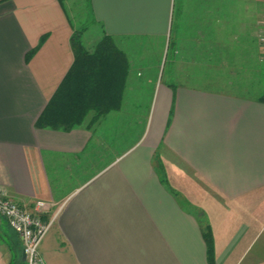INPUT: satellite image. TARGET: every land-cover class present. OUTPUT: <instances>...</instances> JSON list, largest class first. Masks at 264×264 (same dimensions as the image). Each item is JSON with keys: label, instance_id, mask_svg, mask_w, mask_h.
Masks as SVG:
<instances>
[{"label": "crops", "instance_id": "obj_1", "mask_svg": "<svg viewBox=\"0 0 264 264\" xmlns=\"http://www.w3.org/2000/svg\"><path fill=\"white\" fill-rule=\"evenodd\" d=\"M85 3L87 43L130 59L123 102L40 129ZM263 20L264 0H0V192L51 205L47 264H210L207 226L214 264H264ZM23 256L0 217V264Z\"/></svg>", "mask_w": 264, "mask_h": 264}, {"label": "trees", "instance_id": "obj_2", "mask_svg": "<svg viewBox=\"0 0 264 264\" xmlns=\"http://www.w3.org/2000/svg\"><path fill=\"white\" fill-rule=\"evenodd\" d=\"M71 44L75 56L73 66L37 121L40 129L71 131L81 126L90 113H94L97 120L120 109L123 102L131 62L115 39L105 36L88 50L82 33L78 32ZM203 236L208 261L214 264V238L210 227L204 228Z\"/></svg>", "mask_w": 264, "mask_h": 264}, {"label": "built area", "instance_id": "obj_3", "mask_svg": "<svg viewBox=\"0 0 264 264\" xmlns=\"http://www.w3.org/2000/svg\"><path fill=\"white\" fill-rule=\"evenodd\" d=\"M260 45L264 53V20L263 30L260 35ZM50 208V204L38 202L37 214L31 213L9 200L0 192V217L5 218L10 227L18 234L23 244L26 264H47L40 248L52 228L53 221H43L40 213Z\"/></svg>", "mask_w": 264, "mask_h": 264}, {"label": "rangeland", "instance_id": "obj_4", "mask_svg": "<svg viewBox=\"0 0 264 264\" xmlns=\"http://www.w3.org/2000/svg\"><path fill=\"white\" fill-rule=\"evenodd\" d=\"M81 1V0H79ZM83 2H88V0H82ZM76 28L78 31L82 33V38L86 40L85 46L88 50H92L95 44H88L87 39L88 36L93 33L97 28L94 25L93 16L89 11L88 4H84V8L81 10V14L76 21ZM141 133V132H140ZM53 259V258H52ZM48 264H74L67 261H59V260H47Z\"/></svg>", "mask_w": 264, "mask_h": 264}, {"label": "water", "instance_id": "obj_5", "mask_svg": "<svg viewBox=\"0 0 264 264\" xmlns=\"http://www.w3.org/2000/svg\"><path fill=\"white\" fill-rule=\"evenodd\" d=\"M23 261H24V262L26 261V257H25V256H23Z\"/></svg>", "mask_w": 264, "mask_h": 264}]
</instances>
